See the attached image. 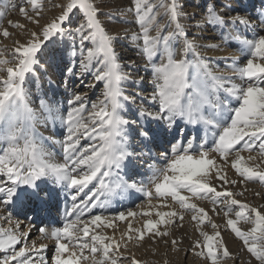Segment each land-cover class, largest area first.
<instances>
[{
  "label": "snow or ice",
  "instance_id": "6c2138e0",
  "mask_svg": "<svg viewBox=\"0 0 264 264\" xmlns=\"http://www.w3.org/2000/svg\"><path fill=\"white\" fill-rule=\"evenodd\" d=\"M47 3L60 12L41 25L45 0H20V16L39 30L30 31L27 39L17 38L10 49L0 48V204L21 200L25 194L21 190L35 191L37 182H44L42 178L72 190L73 203L62 227L38 230L41 239L53 241L54 254L47 261L40 254L46 244L37 247L32 241L17 248L27 233L21 231L22 222L14 221L8 212L3 219L9 226L0 227V253H4L0 264H119L121 250L129 243L138 246L146 237L153 243L159 237H171L169 227L177 222L183 226L186 214L198 234L189 247L204 264H224L227 260L264 264V205L254 206L239 198L245 197L249 184L264 188V31L241 40L246 62L231 66L232 76L218 75L200 58L197 38H189L176 0H129L127 12L139 25L133 39L142 41L141 55L152 67L154 77L152 99L159 105L158 111L147 115L167 130L178 120L205 129L201 142L188 138L172 143L170 153H162L163 166H150L152 176L145 186L119 174L127 166L125 161L131 164L130 158L135 156L128 150L126 127L134 122L121 115L123 102L131 98L124 95L126 74L114 50V37L99 19L100 6L95 0ZM9 4L17 9L15 0ZM9 4L0 11V21ZM74 10L82 17L75 29L81 46L80 74L94 69V81L101 82L103 88L95 101H89L87 93H73L64 112L41 102L43 118L59 121L64 128L63 138L54 141L61 149L57 159L46 143L52 138L37 131L39 117L29 105L24 84L38 63L44 42L63 32ZM161 10L165 22H161ZM202 23L242 25L245 29L254 24L241 15L226 20L214 7L208 8ZM8 24L21 30L18 35L26 29L19 22L9 20ZM260 27L264 29V20ZM11 35L0 25V36ZM189 55L196 59L190 60ZM68 72L72 74L73 69L68 68ZM138 135L150 140L152 130L141 129ZM229 170H234L236 178L229 177ZM215 184L220 185L219 190ZM239 185L244 187L235 190ZM129 189L144 194L148 210L122 211L112 217L91 215L94 208H106L112 196ZM252 194L264 199V192L253 189ZM201 201L211 207L202 206ZM137 216L142 218L141 227L128 221ZM214 217H220L223 224ZM116 221H128L119 239L104 232L109 228L115 232ZM225 231L241 242L247 259L231 252ZM163 242L174 251H180L178 245L183 243L174 237ZM131 264L143 262L133 256Z\"/></svg>",
  "mask_w": 264,
  "mask_h": 264
},
{
  "label": "bare ground",
  "instance_id": "6f19581e",
  "mask_svg": "<svg viewBox=\"0 0 264 264\" xmlns=\"http://www.w3.org/2000/svg\"><path fill=\"white\" fill-rule=\"evenodd\" d=\"M59 2L60 0H52V4ZM62 2H66V0ZM95 2L100 8L101 6L103 8L99 13V19L114 37V50L118 55L122 70L126 74L122 88L124 95L131 98L123 102L121 115L124 119L134 122L126 127L128 150L134 152L135 156L130 158L131 164L127 160L125 161V165L127 166L122 167L119 174L124 176L125 179L131 176L137 183L143 182L145 186H149V180L152 176V168L150 166H163L164 159L162 153H170L171 144L178 140L184 142L188 138H195L196 142H201L205 137V129L203 125H188L182 120H178L174 128L167 130L163 128L161 122L155 121L147 115L148 112L155 113L158 111L159 105L156 100L152 99L155 91V84L153 83L154 77L152 67L141 55L140 44L142 41L138 42L133 39V34L139 32V25L135 22L132 15L127 12L129 0H97ZM15 3L17 4V9L11 7L9 0H0V11H5L4 5L9 4L5 17L0 21V25L12 33V36L9 38L0 36V48H11L13 41L17 38L22 40L27 39L30 31L39 30L36 25L27 22L20 16L18 11L20 0H15ZM209 7H214L217 13L223 15L226 20L236 15L247 16L254 22L253 28L245 29L242 25L228 24L214 26L202 23L207 16ZM59 12V8L51 7L47 3V0H45V9L40 18L41 25L57 16ZM193 16H196V18ZM9 20L26 25L23 35H18L21 33L20 29H12L9 27ZM261 20H264V0H187V7L181 10L180 17L181 23L186 26L189 38H197L200 58L209 64L214 73L223 76H232L231 66H242L246 62V57L241 52V40L245 37L251 38L256 33L264 31L260 27ZM198 22H201L199 27H197ZM191 30L193 31L190 32ZM56 34L52 35L42 45L37 58H43V63L40 65V68L34 67V80L29 81L26 77L24 87L28 94L27 99L29 105L39 117L36 123L37 131L45 138H52L51 140H46V143L57 154V159H59L61 149L59 144L54 143V141L63 138L62 132L64 128L59 121L54 122L51 119L45 120L43 118L41 102H44L53 110L64 112L68 108L67 99L73 93H87L89 101H95L100 97L103 87L99 89L97 86L98 83L94 81V69L90 73L81 75L80 63L75 66V57L73 55H67L62 48L59 50L48 48V51L51 53L47 57L42 54L44 48L53 42ZM210 45H217L218 47L213 48ZM80 58L81 55H78L77 60L79 59L80 61ZM188 58L190 60L196 59L192 55H189ZM156 63H159L158 58ZM68 68L73 69L72 74L68 72ZM85 82L87 83L85 84ZM91 84H95V87L89 88L88 86ZM141 129H151L152 138L145 140L139 136L138 132ZM210 144L211 138L209 137ZM228 175L230 178H236L234 170H229ZM42 180L44 182H37L39 187L35 191L31 189L21 190L25 191L21 200L15 201L7 206L0 204V227L7 228L9 226L3 217L8 212H11L14 221L19 219L22 222L21 231L27 233L26 240H22L17 248L24 246L25 243L30 245L32 241L37 242V247L41 243L46 244L47 247L40 254L44 255L47 261L54 254L53 241L41 239L38 230L40 228L52 230L63 226V223L68 218L65 216V213L73 203L71 195L74 193L72 190L54 183L51 179L42 178ZM215 186L219 190L220 185L215 184ZM243 187L244 185H239L235 190L239 191ZM248 188L249 191L245 195L246 198L239 197L247 202H251L249 199L253 197V189L264 192V188H256L254 184L248 185ZM2 195L0 194V196ZM146 200L147 198L143 193L129 189L126 192L112 196L111 202L106 208H94L91 215L103 214L112 217L122 211L127 212L132 210L139 212L148 210ZM262 201L264 199L261 197L254 196V200L250 204L258 206L262 205ZM156 203L157 201L153 199V204ZM199 203L206 208L211 207L206 202L201 201ZM83 218L87 219L88 214ZM214 219L217 223L223 224L220 217H214ZM128 221H131L134 227L142 226V218L140 216L128 218ZM128 221H116L117 228L115 232L109 228L104 229L105 234L109 236L114 235L119 239L121 233L127 230ZM182 224L183 226H180V222H177L171 225L169 227L172 233L171 237H159L155 243L147 239V237L138 246L129 243L126 250H121L123 259L120 260L119 264H131L133 256L137 260L142 261L143 264H150L151 259H154L155 255L159 254L161 255V259L155 260V264H164L165 260L171 264L174 261L173 257L175 254L178 256V263L176 264H204L201 258L193 255L189 247L194 239L187 242V237L182 240L183 243L178 245L180 251H174L170 244L163 242L164 240H170L175 237L176 232L181 228L184 231L190 229V235H192L190 238L198 235L193 230L189 215H185ZM209 231L211 230L209 229ZM223 236L231 252L236 253L231 248V244L233 243L230 239H227L224 233ZM173 251L175 253L174 256ZM2 255L4 253H0V256ZM238 255L242 259H245L243 251L238 253ZM230 261V264H234L233 260ZM236 262L235 264H240L239 260Z\"/></svg>",
  "mask_w": 264,
  "mask_h": 264
},
{
  "label": "rangeland",
  "instance_id": "374dc122",
  "mask_svg": "<svg viewBox=\"0 0 264 264\" xmlns=\"http://www.w3.org/2000/svg\"><path fill=\"white\" fill-rule=\"evenodd\" d=\"M63 0H60V2H62ZM97 1V0H95ZM176 3H177V7H179L180 10H183L185 7H187V0H176ZM216 6V5H215ZM103 10L102 6L100 8V11L99 13ZM105 10V9H104ZM108 10V9H107ZM110 11V10H109ZM107 11V12H109ZM194 18H196V16H193ZM71 22H65V24L63 25V32H58L56 35H55V38L53 40L52 43H50L48 46H46L44 48V50L42 51V54L44 56H48L51 52H49L48 48L50 49H55V50H59V49H63L65 50V53H67V55H72L73 52H75V55H73L75 57V61L74 63L76 64L75 66L78 65V63H80L79 59L77 60L78 58V55H81L80 54V39H79V36L78 34L75 32V29L76 27H78L82 17H81V14H79L78 12H76L74 10V13L71 15ZM166 21V18L163 16V10H161V22L162 21ZM164 21V22H165ZM192 22V21H190ZM13 29V28H12ZM193 30H191L190 32H192ZM75 32V33H74ZM12 36V35H11ZM10 36V37H11ZM9 38V37H8ZM76 38V39H75ZM87 43V42H86ZM5 48H9L10 47H5ZM7 54V53H6ZM81 59V58H80ZM43 63V58H40L38 59V63L37 65H35L34 67H39L40 68V65ZM74 66V65H73ZM27 79L29 81H32L34 80V75H33V72L28 74L27 76ZM87 82H85L86 84ZM97 86L99 87V89H101V87H103V84L101 82H97ZM249 185H252V184H249ZM256 188H260V186L258 184H254ZM258 186V187H257ZM248 193V192H247ZM246 198V197H245ZM251 202H248V203H252V200H254V195L253 197H250L249 199ZM262 205H264V201H262L261 203ZM177 234L175 235L174 238H176L178 241H182L184 240L185 238H187V242L190 241V240H193L195 239L196 237H191L192 235H190V229H186L185 231L181 229L178 230V232H176ZM225 236L227 239H230V241L233 243L231 244V248L238 254V253H241V242L238 240V239H234V234H230V231H225L224 232ZM189 239V240H188ZM136 245V244H134ZM136 247V246H135ZM159 247V246H158ZM160 248V247H159ZM244 253V256H245V259L248 258V254L246 253V250L243 251ZM174 251H173V256H174ZM177 258L178 256L175 254V256L173 257V260L171 264H176L178 263L177 262ZM157 259H161V255H155V258L154 259H151V262L150 264H155ZM154 260V261H153ZM156 260V261H155ZM229 261V262H228ZM230 260H227L224 262V264H230ZM237 263V262H236ZM169 264V263H168Z\"/></svg>",
  "mask_w": 264,
  "mask_h": 264
}]
</instances>
